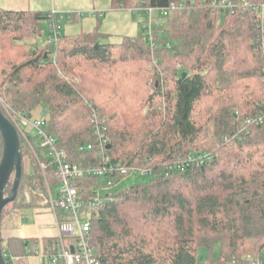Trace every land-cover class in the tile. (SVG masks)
Listing matches in <instances>:
<instances>
[{
    "label": "trees",
    "instance_id": "16d2710c",
    "mask_svg": "<svg viewBox=\"0 0 264 264\" xmlns=\"http://www.w3.org/2000/svg\"><path fill=\"white\" fill-rule=\"evenodd\" d=\"M218 1L110 0L112 9L144 14L171 4L186 2V7L158 16L163 23L152 27L149 39L102 43L107 37L94 30L61 34L56 48L37 42L44 34L41 26L55 20L51 11L0 7L3 105L29 117L35 109L46 111V131L74 164L98 162L95 148H86L95 144L93 109L105 122L111 162L152 172L149 180L109 194L91 214L90 246L101 264H232L233 258L243 264L245 257L264 251V123L248 126L249 131L240 127L264 113V0H231L248 4L234 14L213 10L210 5ZM130 65L150 81L151 92L137 99L118 87L122 69ZM17 134L22 175L1 219L6 210L36 207L35 180L43 187ZM1 149L0 139V154ZM204 153L211 160L201 166L178 165ZM26 156L33 174L24 168ZM46 171L53 174L49 166ZM104 182L85 178L75 185L88 199ZM11 187L12 181L7 193ZM57 215L61 219L63 211ZM39 243L1 239L6 264L34 254ZM41 245L50 261L59 240L45 238ZM200 249L207 252L205 259L198 256Z\"/></svg>",
    "mask_w": 264,
    "mask_h": 264
},
{
    "label": "built area",
    "instance_id": "2783aa9c",
    "mask_svg": "<svg viewBox=\"0 0 264 264\" xmlns=\"http://www.w3.org/2000/svg\"><path fill=\"white\" fill-rule=\"evenodd\" d=\"M247 6V2L234 3L231 0H220L210 5L213 10H220L230 14H234L239 7ZM185 7L186 2L179 6L171 4L168 9H147L146 14L149 23L146 26L149 28V35L152 33L153 23L155 22L153 14L163 16L167 10L176 8L184 9ZM263 7L264 5L261 7V13ZM53 15L54 13L52 16ZM96 15L101 17L103 14L98 12ZM61 17L63 18L64 15ZM60 35V28L56 20L52 17L47 25L45 44L52 48H56ZM154 45V42H151V46L153 47ZM59 74L63 77L62 73ZM0 103L3 105L2 100ZM86 105L88 104L86 103ZM3 107L7 113L10 112L6 105H3ZM88 107H91V105H88ZM17 116L18 120H16L15 117V120H10L11 123L14 125L17 132L24 138L31 153L35 154L39 159L41 157L47 158V163L40 159V164L43 166L44 170H47V166L53 168L54 175L58 181V189L56 192L52 190V186H47L46 206H43L48 208L54 215L58 230L56 238L59 240V248L50 258L51 264H101L90 246L91 214L98 211L106 199H111L109 195L111 193L106 191H109L110 188L117 185L121 178H126L131 174L151 176V170L136 166L125 167L119 163L114 164L111 162L109 156L106 154L109 138L105 134V122L93 109L90 114V123L95 144H89L86 148L88 150L95 148L98 162H91L88 164H74L67 161L63 152L58 150L56 139L46 131L47 122L45 120L30 121V117L27 115ZM263 123L264 113H261L244 121L240 126L241 131H249L248 126L253 124L262 125ZM21 124L29 125L36 131L38 140L37 148L40 150V154L36 152L33 140H30L31 137L29 133L21 128ZM83 149V147L80 148V150ZM210 160V153H204L199 156L189 155L185 159H180L178 165L194 164L196 166H201ZM172 168L173 166L170 165L166 167L168 171ZM164 176H168V173H165ZM85 178H98L105 181L102 185L95 187L91 197L88 199L82 198L80 188L75 185L76 181ZM58 209L63 211L61 219H59L57 215ZM8 213L13 215L15 210H9ZM65 240H68V246L65 245ZM3 255L4 257L6 256L5 254ZM232 264H237L234 258L232 259ZM243 264H264V251L256 256L245 257Z\"/></svg>",
    "mask_w": 264,
    "mask_h": 264
},
{
    "label": "rangeland",
    "instance_id": "374dc122",
    "mask_svg": "<svg viewBox=\"0 0 264 264\" xmlns=\"http://www.w3.org/2000/svg\"><path fill=\"white\" fill-rule=\"evenodd\" d=\"M262 6L263 5L261 4V7ZM0 7L11 10L38 9L44 12L51 11L54 13V18L60 28L61 34L73 36L78 34H87L93 32L94 30H97L99 34L107 37L101 39L100 42L102 43L119 44L123 42L125 38L144 37L146 39H149V28L148 26H146L149 23L147 15L139 11L112 9L110 0H0ZM98 12L102 13L103 15L101 17H98L96 15V13ZM62 15H64L63 18L61 17ZM153 16L155 20V22L153 23V27L156 26V23H163V19H159L157 14H153ZM261 17L264 23V7L262 9ZM41 28L44 29V34L37 39V42L43 44L47 35V25L43 24ZM122 70L123 75L125 76L118 80V87L120 91L124 89L127 95H130L135 99L142 95H145L147 91L151 92L150 81H146L148 79V76L142 69H138L136 66L133 67L130 65ZM127 76H130V78H127ZM66 78L70 80V82L79 83L77 77L69 78L66 76ZM1 100L2 99L0 98V102ZM41 112L42 109L33 110L30 121L47 120L48 116L43 115V113ZM7 115L8 119L12 121L15 120V117L16 120H18L17 115L25 116L22 114L11 112L7 113ZM20 126L23 130L29 133L30 137L33 140L34 146L37 147L38 140L36 131L29 125L21 124ZM20 137L23 141V145L25 146L24 148L28 152H30V154L28 153V155L33 158V160H31L35 172L37 174H41L43 179L44 190L43 187L41 188L39 181L35 180L32 197H39L36 207L46 206L45 200L47 198V186L51 187L54 184L53 182H55L56 177L54 175V172L51 175L49 171L43 169V166H41L40 164L41 160L39 159V157H36L35 154L31 153V150L25 143L24 138L21 135ZM29 159L30 158H27L26 156L24 160V168L27 172H29V174H33L34 169ZM147 180H149V176L131 174L122 179L117 185L110 188V190L106 192L112 194L115 191L124 190ZM57 189V184H54L52 190L56 192ZM9 205H7L4 209H9ZM7 215H9L8 210L4 212L2 219ZM27 221L28 218L25 216L23 222L26 223ZM65 245L68 246V240H65ZM206 254L207 252L204 249H200L198 252V256L204 259L206 258ZM42 258H44V264H50V261L46 256L42 255Z\"/></svg>",
    "mask_w": 264,
    "mask_h": 264
},
{
    "label": "crops",
    "instance_id": "0c3cea01",
    "mask_svg": "<svg viewBox=\"0 0 264 264\" xmlns=\"http://www.w3.org/2000/svg\"><path fill=\"white\" fill-rule=\"evenodd\" d=\"M36 11L42 10L37 9ZM25 216L28 218L26 223L23 222ZM0 231L2 240L37 239L40 242L39 246L35 248L34 254L13 257L9 260L10 264H44L41 241L45 238H56L58 235L54 215L48 208L42 206L15 210L13 215L9 214L2 219Z\"/></svg>",
    "mask_w": 264,
    "mask_h": 264
},
{
    "label": "water",
    "instance_id": "95a60500",
    "mask_svg": "<svg viewBox=\"0 0 264 264\" xmlns=\"http://www.w3.org/2000/svg\"><path fill=\"white\" fill-rule=\"evenodd\" d=\"M185 75L186 74L183 73L182 77H185ZM46 114H47L46 111L43 112V115ZM0 139L2 143V149L0 154V228H1L2 210L6 205L11 204L15 200L22 175L21 150H20L17 130L14 127V125L11 123V121L2 113L1 108H0ZM11 181H12V187L10 192L7 193V187ZM0 264H6L1 249V231H0Z\"/></svg>",
    "mask_w": 264,
    "mask_h": 264
}]
</instances>
